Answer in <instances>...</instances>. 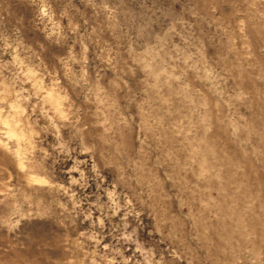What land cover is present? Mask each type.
<instances>
[{"label": "rangeland", "instance_id": "1", "mask_svg": "<svg viewBox=\"0 0 264 264\" xmlns=\"http://www.w3.org/2000/svg\"><path fill=\"white\" fill-rule=\"evenodd\" d=\"M47 2L0 0V264H264V0Z\"/></svg>", "mask_w": 264, "mask_h": 264}, {"label": "clouds", "instance_id": "2", "mask_svg": "<svg viewBox=\"0 0 264 264\" xmlns=\"http://www.w3.org/2000/svg\"><path fill=\"white\" fill-rule=\"evenodd\" d=\"M109 14H113V10L109 9ZM40 16L42 22L45 23V27L49 28V35L52 34H59L61 31V26L59 22L55 19V13L52 10L51 4L47 2V0H41L40 4ZM169 60L176 61L180 59V55H171L169 54ZM190 58V57H189ZM144 63V71L146 72L147 76L150 79H153L156 81V84L152 85L153 87L161 88L162 85L160 83L162 77H167L163 81L164 84L168 82V80L171 79H179V76H173L172 73L177 71V66L175 63L171 65V72L169 71V67L167 66V62L162 63H156V58L153 57L151 60H145ZM206 75H211V72L208 68L204 69ZM103 103H107V101H102ZM107 107L109 109H115V111L112 113L113 116H116V114L119 112V108L116 107V102L113 101L112 103H108ZM142 115L143 120L141 121V124L146 126L149 133L156 134L158 130H160L163 125V114L161 112V109L159 107L153 106L152 104H148V106L144 109H142ZM15 118H13L14 120ZM121 122H124L123 117L120 118ZM109 121L106 119L105 123H108ZM135 116H132L129 118V123H135ZM137 130H142L140 127V124L137 125ZM108 131H111V128L108 129ZM191 134V132H189ZM34 135V133L32 134ZM145 140H147V137H145ZM16 141L18 145H23L22 147L18 146L14 150L17 152L18 155L21 156V159H23V156L25 154H31L32 151V145H31V136L28 132H24L21 134L20 131V125L17 124H9L8 120H5L4 122V130L2 133V136H0V142L3 143V146L5 148H8L9 150H13L10 142ZM23 171H30V173L33 170H30L26 167H22ZM81 177H83V173L81 174ZM72 184L79 183L78 180H72ZM65 193L70 196V198L75 197L74 192H70V189H64ZM131 203V201H129ZM73 204L75 205V201L73 199ZM173 255L174 260L167 262V264H175V261L180 259V251L177 249H174L171 253ZM149 264H152V261L149 260ZM155 264H166L163 257H161L159 260L155 261ZM188 264H192V261L189 259Z\"/></svg>", "mask_w": 264, "mask_h": 264}]
</instances>
